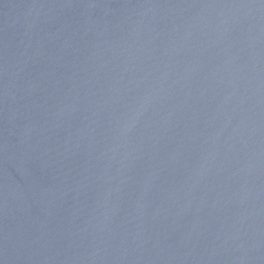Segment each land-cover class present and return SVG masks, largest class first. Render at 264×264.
Returning a JSON list of instances; mask_svg holds the SVG:
<instances>
[{
  "label": "water",
  "instance_id": "1",
  "mask_svg": "<svg viewBox=\"0 0 264 264\" xmlns=\"http://www.w3.org/2000/svg\"><path fill=\"white\" fill-rule=\"evenodd\" d=\"M0 264H264V0H0Z\"/></svg>",
  "mask_w": 264,
  "mask_h": 264
}]
</instances>
